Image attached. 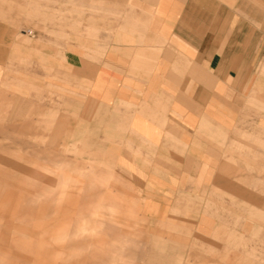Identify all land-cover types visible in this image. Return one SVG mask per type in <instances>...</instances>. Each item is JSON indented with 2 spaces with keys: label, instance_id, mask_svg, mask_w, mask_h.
<instances>
[{
  "label": "rangeland",
  "instance_id": "374dc122",
  "mask_svg": "<svg viewBox=\"0 0 264 264\" xmlns=\"http://www.w3.org/2000/svg\"><path fill=\"white\" fill-rule=\"evenodd\" d=\"M113 8L107 0H0V264H264V228L243 233L240 197L228 219L219 211L217 231L210 210L215 200L225 207L229 196H200L198 180L174 181L192 189L188 211L174 209L170 222L147 229L138 211L141 181L100 173L110 165L76 148L77 95L62 51L72 40L98 42ZM236 106L234 151L249 153L239 167L264 173L257 163L264 159V67ZM109 189L137 220L97 212L104 207L96 193ZM249 189L263 197L264 180L250 181ZM250 215L254 222L257 214ZM231 242L234 259L227 262Z\"/></svg>",
  "mask_w": 264,
  "mask_h": 264
},
{
  "label": "crops",
  "instance_id": "0c3cea01",
  "mask_svg": "<svg viewBox=\"0 0 264 264\" xmlns=\"http://www.w3.org/2000/svg\"><path fill=\"white\" fill-rule=\"evenodd\" d=\"M107 1L114 8L99 25L100 40H72L62 51L77 95L76 148L110 165L100 173L141 181L138 211L147 229L170 222L174 209L188 211L192 189L173 182L190 179L200 182V196H229L225 207L215 200L211 228L222 227L219 211L227 219L234 212L233 197L243 203V233L264 228V196L249 189L264 173L239 167L249 153L234 151L236 103L264 67V0ZM257 163L264 169V159ZM109 191L96 193L104 207L97 212L137 220L134 208L123 210L120 195ZM233 245H226L227 262Z\"/></svg>",
  "mask_w": 264,
  "mask_h": 264
}]
</instances>
